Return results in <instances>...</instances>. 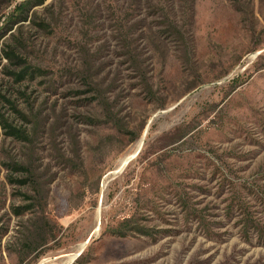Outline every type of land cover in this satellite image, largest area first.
<instances>
[{"label":"rangeland","instance_id":"obj_1","mask_svg":"<svg viewBox=\"0 0 264 264\" xmlns=\"http://www.w3.org/2000/svg\"><path fill=\"white\" fill-rule=\"evenodd\" d=\"M0 264H264V0H0Z\"/></svg>","mask_w":264,"mask_h":264},{"label":"bare ground","instance_id":"obj_2","mask_svg":"<svg viewBox=\"0 0 264 264\" xmlns=\"http://www.w3.org/2000/svg\"><path fill=\"white\" fill-rule=\"evenodd\" d=\"M141 141H142V140H141ZM140 146H141V143L139 144V146H138V148H137V151L134 153V155H135L136 153H138ZM133 157H135V156H133ZM133 157L131 156V157H128V158L124 159V160L121 162L119 168H122V167H124L125 165H127V164L129 163V161H130ZM84 244H85V243H84ZM84 244L81 246L80 250H79L77 253H75V254H73L72 256H70V260H74V259L77 258V256L81 253V250H82V248L84 247Z\"/></svg>","mask_w":264,"mask_h":264},{"label":"trees","instance_id":"obj_3","mask_svg":"<svg viewBox=\"0 0 264 264\" xmlns=\"http://www.w3.org/2000/svg\"><path fill=\"white\" fill-rule=\"evenodd\" d=\"M18 12L17 15L15 16L16 18L13 21L18 20L21 17V14L23 13V11H25V7L24 6H18L15 8Z\"/></svg>","mask_w":264,"mask_h":264}]
</instances>
